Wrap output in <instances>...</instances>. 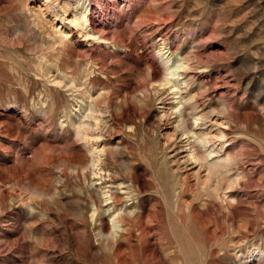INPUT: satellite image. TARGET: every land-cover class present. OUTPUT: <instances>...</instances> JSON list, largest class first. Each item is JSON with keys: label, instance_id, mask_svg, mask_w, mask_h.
Returning <instances> with one entry per match:
<instances>
[{"label": "rangeland", "instance_id": "obj_1", "mask_svg": "<svg viewBox=\"0 0 264 264\" xmlns=\"http://www.w3.org/2000/svg\"><path fill=\"white\" fill-rule=\"evenodd\" d=\"M197 116L196 132H226L230 179L243 178L231 205L208 193L191 199L192 184L184 197L198 217H184L194 235L185 250H163L155 232L137 256L125 240L97 235L88 204L103 206L107 232L101 189L126 207L143 196L145 213L150 196L163 204L158 160L166 168L200 146L177 128L164 150V136ZM97 154L104 176L95 181ZM158 229L170 230L166 211ZM145 259L264 264V0H0V264Z\"/></svg>", "mask_w": 264, "mask_h": 264}, {"label": "bare ground", "instance_id": "obj_2", "mask_svg": "<svg viewBox=\"0 0 264 264\" xmlns=\"http://www.w3.org/2000/svg\"><path fill=\"white\" fill-rule=\"evenodd\" d=\"M76 19L79 20L78 26H80L81 29L89 27L87 23V19L84 18V15L82 16L80 15V17L78 16V18L76 15ZM163 78L165 79L164 76ZM185 120L180 119V121L176 124L175 128H173L174 131L171 133L165 134L166 136L164 137H166L165 138L166 143L164 142L165 146L162 148L164 150L166 148H169L170 145H168L167 143H170L172 140L174 141L175 135H176L175 133L176 131H178L177 128L180 129L182 133H187V134L190 133L191 134L190 137L198 140L200 146L197 147V146H194V144L190 145V147L188 146L189 147V150L187 151L188 154L185 155L184 158H182V160L186 163L189 162V164H192L195 167L197 166V168L195 170H193V168L191 167L188 168L187 164H184V165L182 164L183 163L181 162L182 160L180 161V159H175V155L174 157H172L173 156L172 155L169 159H167L169 168L168 167L163 168L164 164H162L161 160H158L157 166L153 169H154V174L156 175V181L160 189L162 190L160 195H161L164 205L161 203L159 198L150 196V199H153L154 202H151L150 207L148 208V211L146 213H145V207L142 206L140 203L143 196L142 197L138 196V194L140 193V189H137V188L132 189V191H136L135 195H137L138 197H137V200H135V202H132V204L128 205L127 207L121 205L122 201L120 199L121 195H119V193H116V191L112 192L108 189L105 190V188L101 189L100 191L101 197H99V199H101V201L106 204L105 210L109 212V216H108L109 225H107L108 226L107 232H104L100 227V225L102 224L101 208L103 206L101 207L96 202H90V204H88L89 205V208H88V213H89L88 218L89 219L88 220H90V223L94 225L95 227L94 229L96 230L95 232L97 233V235L107 236L112 240V242H115V243L119 242L120 240H125L127 242L128 251L131 252V254L136 253L137 256L145 252L146 246L149 242L148 236L151 234L153 235V233L155 232L157 235L156 244H158V246L162 248L163 250L171 248L172 249L171 251L173 250L175 251L177 244L179 245L178 247L185 250L186 248L191 246L193 239H194V235H193L191 228L185 223L184 217L190 216L191 220L193 221L196 220L195 218L198 217V214L195 213L194 206L192 205V200L186 201V198L184 197L187 190L190 188L192 189L191 187L192 184L197 186L198 193L191 195V199L196 197L197 195L200 196V195H203L204 193H208V195L212 196L214 199H220V200L225 201L226 202L225 205H222L223 208H228V206L231 205L229 198L235 192V190L232 191V188L238 187V185H240L239 180L243 178L241 177L240 174L237 173L236 175L234 174V178L232 180L230 179L229 172H230V168H231L230 166L233 163V160L227 154L228 150H226L225 148L224 138L226 136V132L221 127H218L216 131H213V132H210V131L205 132L204 130L201 131L202 129L196 132L193 129V126L199 125L200 124L199 121H201L202 118L200 116L193 117L192 125H188L186 122L187 120L186 121ZM212 123H214V121ZM217 123L219 125L224 124L223 121H220ZM102 161L103 160L101 159L99 154L94 155L90 169L92 170L93 176L98 177V179H95V181L101 180L104 176L102 175L103 168H100ZM164 169H168L169 173L164 172ZM115 175H118V173ZM112 177H114V175ZM175 177L176 179H178L176 188L173 187V183L171 180L172 178H175ZM189 177H191L190 180H189ZM87 178L88 177H86V179ZM95 183L99 184L100 182L98 181ZM131 185H133V183ZM171 197L175 198L173 205H171L169 202ZM201 205H203V203ZM165 211L167 212L170 230L167 229L166 231H164V229H158V231H155L156 226L164 223ZM84 220L86 224L87 219L85 218ZM202 222L203 221H201L200 223L202 224ZM180 230L183 231L185 235V240L187 241V243L182 244L181 240H179L180 236L182 235L180 233ZM134 232H137L136 235H134L137 239V243L132 245L128 242L132 238ZM95 238H96V235H95ZM116 245H115V249H116ZM119 256L121 259L122 258L121 255ZM144 264H151L150 260L145 259Z\"/></svg>", "mask_w": 264, "mask_h": 264}]
</instances>
